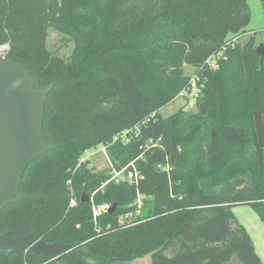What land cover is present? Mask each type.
I'll return each mask as SVG.
<instances>
[{
  "label": "trees",
  "instance_id": "trees-1",
  "mask_svg": "<svg viewBox=\"0 0 264 264\" xmlns=\"http://www.w3.org/2000/svg\"><path fill=\"white\" fill-rule=\"evenodd\" d=\"M251 19L247 0H0V45L36 89L50 88L49 149L0 211V235L36 232L70 247L0 253V264H132L148 254L152 264H262L231 210L254 204L264 219V56L237 41ZM50 27L75 43L69 58L48 50ZM193 80L196 110L162 117ZM102 145L116 171L134 163L138 185L81 163Z\"/></svg>",
  "mask_w": 264,
  "mask_h": 264
},
{
  "label": "water",
  "instance_id": "water-1",
  "mask_svg": "<svg viewBox=\"0 0 264 264\" xmlns=\"http://www.w3.org/2000/svg\"><path fill=\"white\" fill-rule=\"evenodd\" d=\"M257 54L264 56L262 46L257 48ZM49 91V87L36 89L33 76L23 66L9 58H0V211L17 202L27 168L49 149L44 133ZM88 201L90 198L84 195L82 202ZM27 250L50 257L67 253L70 247L51 243L36 232L22 237H11L7 232L0 235V253L20 256ZM231 264L245 263L234 256Z\"/></svg>",
  "mask_w": 264,
  "mask_h": 264
},
{
  "label": "rangeland",
  "instance_id": "rangeland-1",
  "mask_svg": "<svg viewBox=\"0 0 264 264\" xmlns=\"http://www.w3.org/2000/svg\"><path fill=\"white\" fill-rule=\"evenodd\" d=\"M251 11V23L247 28L248 33L238 39L241 44H246L253 40L255 44L264 48V1L263 0H247ZM48 50L54 52L63 58H69L74 51L75 43L67 36L60 33L55 28L48 29ZM216 64V61H214ZM187 74L192 75L193 70L187 68ZM195 99L184 97L181 94L171 104L164 107L160 111L162 117H168L175 114L180 109L185 111H194ZM101 147L93 148L90 150L91 166L96 168L97 171L110 170V166L106 161L104 155L100 152ZM221 189H215L219 192ZM231 210L235 217L237 224L243 226L246 232L252 239L256 252L258 253L262 264H264V219L262 218L263 208H257L256 205L250 203H238L231 206ZM132 264H152L150 254L138 258Z\"/></svg>",
  "mask_w": 264,
  "mask_h": 264
},
{
  "label": "built area",
  "instance_id": "built-area-1",
  "mask_svg": "<svg viewBox=\"0 0 264 264\" xmlns=\"http://www.w3.org/2000/svg\"><path fill=\"white\" fill-rule=\"evenodd\" d=\"M9 51H10V44L9 43H5L3 45H0V58H3V59L8 58ZM224 51L221 52L218 56H214L213 58H211L212 65H215L214 61H216V63H217V60L223 56ZM182 94L184 95V97L196 99L198 97V89L196 88V81L193 80L192 88L189 90H185ZM149 121H150V119L147 120V122H149ZM134 134H137V129L127 130L119 138H116L115 141L118 140V141H121L122 143H127L129 141L130 137ZM114 143H112L111 145H113ZM111 145L99 146V147H101L100 152L102 153V155H104L106 161L108 162V164L110 166V170L112 173L111 181H117L118 182L121 179H126L129 183L134 184V185H138L142 176L136 170L134 163H131L128 167L124 168L122 171H116L114 169L112 161H111L109 153H108V149ZM89 152H90V150L86 151L84 158L81 160V163H84L87 160L91 159ZM137 195H138L137 200H136L134 206L136 207V211H135L136 214L139 215V213L142 209V205H143V197L140 195L139 192ZM70 203H71V207H74L77 204V202L74 198L71 199ZM108 208H109L108 206H105V207L99 208V209L93 208L94 218H96L97 214L100 211H102V210L105 211ZM128 217L129 216H127V218Z\"/></svg>",
  "mask_w": 264,
  "mask_h": 264
}]
</instances>
